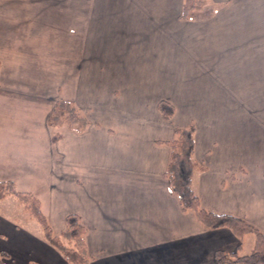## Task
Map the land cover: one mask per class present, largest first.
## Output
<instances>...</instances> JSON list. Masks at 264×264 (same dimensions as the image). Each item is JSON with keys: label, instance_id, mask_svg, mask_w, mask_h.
I'll return each mask as SVG.
<instances>
[{"label": "crops", "instance_id": "0c3cea01", "mask_svg": "<svg viewBox=\"0 0 264 264\" xmlns=\"http://www.w3.org/2000/svg\"><path fill=\"white\" fill-rule=\"evenodd\" d=\"M182 3L0 0L1 94L42 103L47 126L59 99L88 119L81 133L47 136L41 170L18 167L25 138L0 133V180L34 194L54 234L76 213L89 264H216V249L251 251L253 233L205 227L164 176L165 141L190 124L200 206L264 234V0H208L188 18ZM4 208L6 262L66 264L19 204Z\"/></svg>", "mask_w": 264, "mask_h": 264}, {"label": "trees", "instance_id": "16d2710c", "mask_svg": "<svg viewBox=\"0 0 264 264\" xmlns=\"http://www.w3.org/2000/svg\"><path fill=\"white\" fill-rule=\"evenodd\" d=\"M208 0H183V18H188L190 12L204 5ZM158 110L165 120H170L174 108L166 101L158 103ZM50 127L61 130L68 129L77 133L85 131L88 119L85 114L69 100L59 99L55 102L47 118ZM176 137L165 141L170 147V160L164 176L167 178L172 192L178 199L182 210L195 212L199 221L205 227L213 229L229 228L236 237L245 233L254 234V245L249 253L240 254L241 243L233 250L216 249L214 261L216 264H264V234L246 221L228 214H217L203 209L195 194L191 179L201 166L194 158V125L175 130ZM62 132L55 131L52 141L61 138ZM7 196H14L28 217L37 221L43 231L44 238L63 256L66 264H89L90 257L85 242V227L76 213L67 214L65 229L60 234H54L43 214L39 199L31 192L18 190L12 180H0V202ZM0 264H10L0 255Z\"/></svg>", "mask_w": 264, "mask_h": 264}, {"label": "rangeland", "instance_id": "374dc122", "mask_svg": "<svg viewBox=\"0 0 264 264\" xmlns=\"http://www.w3.org/2000/svg\"><path fill=\"white\" fill-rule=\"evenodd\" d=\"M44 111L42 103H30L22 99L14 100V98L3 96L0 92V133H9L16 139L25 138V145L28 144V146L24 145L23 151V148L20 149L21 152L17 150L13 157L18 167L23 168L28 165L41 170L47 163L45 161L47 136L49 138L53 132H61V129L45 125ZM30 158V164H27ZM1 205L0 210L4 212L6 206L14 207L15 205L17 207L18 201L14 196H7Z\"/></svg>", "mask_w": 264, "mask_h": 264}]
</instances>
